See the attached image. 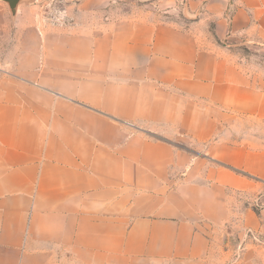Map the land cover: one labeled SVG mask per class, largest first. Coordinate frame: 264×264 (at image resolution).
<instances>
[{"label":"crops","instance_id":"1","mask_svg":"<svg viewBox=\"0 0 264 264\" xmlns=\"http://www.w3.org/2000/svg\"><path fill=\"white\" fill-rule=\"evenodd\" d=\"M62 1L0 0V264H264V0Z\"/></svg>","mask_w":264,"mask_h":264},{"label":"rangeland","instance_id":"2","mask_svg":"<svg viewBox=\"0 0 264 264\" xmlns=\"http://www.w3.org/2000/svg\"><path fill=\"white\" fill-rule=\"evenodd\" d=\"M122 1V0H121ZM155 1V0H154ZM185 1L186 0H179L177 2L176 5H173L171 7H168L170 8L172 11H175V13H179L182 8L184 7L185 5ZM152 2L153 3V0H148V3ZM25 3L24 5H33L35 6V12L37 13V16H41L43 18V16H50V14H57L59 12H61L62 8H63V1L62 0H26V2H23ZM141 3V0H128L126 1V3H124L122 5V7H126L127 9H134L135 6H139ZM149 6L151 8H157V5H154L152 4ZM41 18V19H42ZM14 16H13V19L11 21H9V24L11 23V25L14 23ZM237 51L242 54L246 59L247 61L250 63V64H253L255 66H257L260 70V73L261 75L264 76V47H259V46H246V45H239L237 46ZM261 185L264 187V181H261ZM262 191L259 192V195L258 196H262ZM259 204H263L262 200L259 199ZM249 231L246 232L245 234V240L247 241H252V242H255V243H261L262 240L259 238L258 235H255L257 236V240L256 239H253L251 237V234L249 233ZM247 241H243L242 242V245H244ZM241 244V243H239ZM237 246V249L239 250L240 247L242 245H239Z\"/></svg>","mask_w":264,"mask_h":264},{"label":"water","instance_id":"3","mask_svg":"<svg viewBox=\"0 0 264 264\" xmlns=\"http://www.w3.org/2000/svg\"><path fill=\"white\" fill-rule=\"evenodd\" d=\"M3 1L6 2L7 8L12 17L15 15L18 6L21 3L26 2V0H3Z\"/></svg>","mask_w":264,"mask_h":264},{"label":"built area","instance_id":"4","mask_svg":"<svg viewBox=\"0 0 264 264\" xmlns=\"http://www.w3.org/2000/svg\"><path fill=\"white\" fill-rule=\"evenodd\" d=\"M249 233L251 234V237H252L253 239H256V240H257V236H256L253 232L249 231ZM249 233H248V235H249Z\"/></svg>","mask_w":264,"mask_h":264}]
</instances>
